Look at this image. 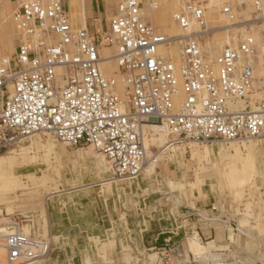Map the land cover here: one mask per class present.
Returning a JSON list of instances; mask_svg holds the SVG:
<instances>
[{
	"label": "built area",
	"instance_id": "built-area-1",
	"mask_svg": "<svg viewBox=\"0 0 264 264\" xmlns=\"http://www.w3.org/2000/svg\"><path fill=\"white\" fill-rule=\"evenodd\" d=\"M262 1L255 0L259 11ZM184 2L186 12L175 15L181 28L191 20L205 27L208 0ZM223 12L234 16L230 6ZM14 17L22 34L14 56L0 64V150L46 133L66 146L93 148L113 179L133 180L156 161L145 144L152 123L164 126L169 146L264 138V93L255 108L237 106L253 91L251 36L227 46L214 63L194 34L182 36L177 69L160 54L173 40L148 22L139 0H121L110 32L99 36L72 25L64 0H20ZM41 35L59 42L46 44ZM101 47L115 49L124 99L117 80L103 74ZM5 229L9 264H35L50 253V239L12 224Z\"/></svg>",
	"mask_w": 264,
	"mask_h": 264
},
{
	"label": "crops",
	"instance_id": "crops-1",
	"mask_svg": "<svg viewBox=\"0 0 264 264\" xmlns=\"http://www.w3.org/2000/svg\"><path fill=\"white\" fill-rule=\"evenodd\" d=\"M71 2L64 0L71 15L78 12L77 27L94 35L117 9V0ZM100 55L118 67L114 48ZM67 147L61 164L73 175L66 171L60 190L0 206L4 225L50 239V253L36 264H264V139L173 146L152 172L121 181L91 172L90 162L73 160L82 148Z\"/></svg>",
	"mask_w": 264,
	"mask_h": 264
},
{
	"label": "rangeland",
	"instance_id": "rangeland-1",
	"mask_svg": "<svg viewBox=\"0 0 264 264\" xmlns=\"http://www.w3.org/2000/svg\"><path fill=\"white\" fill-rule=\"evenodd\" d=\"M18 1L20 0H0V48L4 47L6 51V54L0 57V64L3 60L12 58L19 46L22 30L14 17V12L18 7ZM23 1L29 2L31 0ZM85 1L91 0H72L71 6H83ZM120 1L121 0H117L116 13L110 18L109 24L107 25L106 23L104 26H101L103 30L100 28L99 34H95L96 36L110 32V23L117 15ZM139 2L141 3L148 22L150 23V20L155 18L153 26L159 34L165 35L170 39L194 34L207 60L212 63L215 62L217 57L227 46L238 47L240 42L246 37H253L255 41V50L253 55L249 57L254 68L253 91L247 100L238 102L237 106L241 109L247 106L255 108L264 93V0L262 3L263 6L260 8L261 11L256 8L255 0H208L205 13L206 26L201 27L196 21L191 20L188 30L182 29L175 19V15L186 12L184 0H139ZM229 6L232 7L233 10V18H230L223 12V10ZM69 14L72 25L75 28L81 29L76 25V22L79 21L75 18L78 12L73 15H71V13ZM81 16L83 19V15ZM41 39L45 41L46 44L50 45L59 42L58 38L55 37H43L41 35L37 38V40ZM7 43H9V46ZM172 43L173 41L171 44ZM171 44L167 48L161 49L160 54L170 58L177 69H179L182 44L179 41ZM109 57L110 54L106 53V58ZM109 66L110 63H102V68ZM103 74L107 78H114L117 80L116 92L124 99V84L118 75V67L116 68L115 66V68L109 69L108 73L107 69L106 72L103 70ZM61 83L62 79H60V85ZM182 100L183 97L178 102ZM149 129L152 130L151 125ZM145 133L147 134L145 140L146 148L149 153L148 156L150 158L156 157V161L150 163L143 173L152 172L156 164L169 155V151L172 148L164 150L163 154L159 155V152H161L160 150H163L162 147L164 142L169 141L171 137L167 133H162L163 135L160 133L161 136L159 135L160 137H158L155 134L153 135L154 132H149L148 128H146ZM27 139L14 145V147L10 148L7 152L0 154V159H3L2 161L6 166L5 169H10L11 171L6 174H0V191H2L1 197L4 199L0 201V206L4 207L3 204L13 203V201L16 200V196H20L19 200H23V203H25L26 200H30L31 202L35 200L40 201L44 198L45 194L60 190L62 188V178L67 179L66 171L70 172V170H66V167L61 164V154L69 150L66 145L46 133H37ZM253 141L244 144H236L246 146ZM198 146H202V144H198ZM80 148L82 149H80L78 153L73 154V160H76L75 158L78 157V159H81V163H86L88 161L92 167L91 172L97 169L107 170L110 176H112L104 156L91 147L80 146ZM69 151L72 152L71 150ZM55 154L59 158V163L57 166L51 167L48 160ZM7 158L15 162L17 161V164L12 165L13 162ZM71 165L72 164H70V166ZM12 175H15V177ZM70 175L73 174L70 172ZM5 185H9L7 189H5ZM10 198H12V201H10ZM5 226L6 225L0 221V229L5 228ZM6 235H8L7 230L2 233L0 232V264H9L7 251L4 247Z\"/></svg>",
	"mask_w": 264,
	"mask_h": 264
},
{
	"label": "bare ground",
	"instance_id": "bare-ground-1",
	"mask_svg": "<svg viewBox=\"0 0 264 264\" xmlns=\"http://www.w3.org/2000/svg\"><path fill=\"white\" fill-rule=\"evenodd\" d=\"M263 1L261 2V7L263 6ZM260 7V8H261ZM83 12V11H82ZM154 17V16H153ZM154 21H155V18H152L151 20H150V23H152V25H153V23H154ZM154 27V26H153ZM174 31V30H173ZM173 38V37H172ZM179 38L180 37H175V38H173L172 40H173V43L172 44H174V42H176L177 40H179ZM170 41H171V39H170ZM178 42V41H177ZM171 44V45H172ZM170 55V54H169ZM106 69H107V73H108V71H109V69H110V67H103L102 68V71L104 70V72H106ZM182 97L180 96V97H176V99H175V101H177L176 102V104L177 105H179L180 104V102H178L180 99H181ZM151 125V127H152V132H154L153 133V135L155 134L156 136H158V137H160L161 135H160V133L162 134H165L166 133V131H165V129H164V126L163 125H160V124H154L153 125V123L152 124H150ZM162 134V135H163ZM160 135V136H159ZM155 137V136H154ZM155 139V138H154ZM163 139V138H162ZM28 140V139H27ZM164 140V139H163ZM165 141V140H164ZM35 143V142H34ZM145 144H146V140H145ZM159 144V143H158ZM161 144H162V140H161ZM160 144V145H161ZM169 144V141H167V142H164V144H163V150L161 149L160 151L161 152H159V155L161 154H163V152H164V150H167V149H170L171 147H173V146H169L168 145ZM25 146V145H24ZM22 147V146H21ZM222 147V146H221ZM226 149V148H225ZM149 154V153H148ZM155 158V157H154ZM3 159H0V170H1V172H2V174H3V172H5L6 173V171H5V166H4V163H3V161H2ZM227 171V170H226ZM232 176V175H231ZM236 176V175H235ZM235 178V177H234ZM121 181V180H120ZM237 182V181H236ZM100 183V182H99ZM9 186V185H8ZM7 185H5V189H7V187H8ZM80 187V186H79ZM85 187V186H84ZM2 188H3V186H2ZM81 188V187H80ZM5 228H2V229H0V232L2 233V232H5ZM1 239V238H0Z\"/></svg>",
	"mask_w": 264,
	"mask_h": 264
}]
</instances>
